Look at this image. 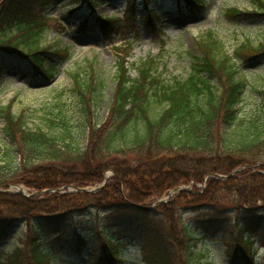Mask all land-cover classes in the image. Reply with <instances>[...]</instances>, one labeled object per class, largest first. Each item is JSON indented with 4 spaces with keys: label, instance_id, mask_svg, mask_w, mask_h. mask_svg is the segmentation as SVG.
Returning <instances> with one entry per match:
<instances>
[{
    "label": "trees",
    "instance_id": "16d2710c",
    "mask_svg": "<svg viewBox=\"0 0 264 264\" xmlns=\"http://www.w3.org/2000/svg\"><path fill=\"white\" fill-rule=\"evenodd\" d=\"M54 1L0 0V93L7 69H28L49 79L70 58L69 47L43 42L49 27L45 11ZM179 1L188 6L203 4V0ZM251 1V10L231 7L226 15L263 18L264 0ZM67 3L71 8L81 4L91 9L96 4L95 0ZM143 17L148 29L157 30L153 10ZM96 21L103 37L117 32L118 18ZM196 45L198 54L191 56L186 76L169 80L157 72V57L129 63L131 45L118 47L111 100L101 122L94 113L102 102L104 79H97L91 64L84 79L79 71L73 73L82 113L80 132L87 140L84 146L60 111L48 112L46 128H31L23 113L12 112L11 102L0 105L4 134L0 186L22 182L34 189L83 187L101 183L108 169L115 173L95 193H55L35 201L0 192V239L14 238L11 228L17 221L22 220L24 228L0 264H52L57 250L48 242L79 248L84 231L77 229L74 219L92 208L115 211L112 221L121 226L117 238L110 233L93 235L95 264H122L121 244L133 239L140 246L143 264H195V237L182 225V206L177 202L194 208L207 205L217 190L234 194V208L240 215L238 233H230L228 241L229 262L253 264V240L264 246V107L237 115L246 80L236 61L263 57L264 42L253 44L246 39L228 53L209 30ZM55 107L59 109L58 104ZM227 125L231 127L228 134ZM14 153L19 161L11 168ZM234 169L238 171L225 180L209 177L201 193L183 190L173 201L152 208L143 205L145 199L161 198L180 185L200 183L207 175H228ZM121 210L132 213L120 218L117 212Z\"/></svg>",
    "mask_w": 264,
    "mask_h": 264
},
{
    "label": "rangeland",
    "instance_id": "374dc122",
    "mask_svg": "<svg viewBox=\"0 0 264 264\" xmlns=\"http://www.w3.org/2000/svg\"><path fill=\"white\" fill-rule=\"evenodd\" d=\"M123 1L97 0L99 3L93 11L104 14L120 13L119 8L122 7ZM203 1L202 7L192 9L185 7L181 13L176 8V0H148V7L156 9L160 17L157 25L159 32L157 37L153 35L151 29L139 25V19L136 21L137 30L141 29L138 35L130 31V28L133 27L130 25V27L117 26L120 32L113 37H102L91 22L87 29H80V21L88 16V9L82 6L73 13L71 11L73 6L68 5V0H55L45 11L49 27L45 32L43 42L55 47H69L71 49L70 58L56 67L52 79L42 78L34 71L29 73L28 69L22 71L16 68L7 69L3 80V84L6 85L0 93V105L11 102L12 112L23 113L26 125L31 128L35 126L46 128L47 118L50 117L48 112L58 113L60 111L69 123L71 130L78 136V141L84 146L87 140L85 135L80 132L82 128L80 98L74 90L72 75L79 71L84 79L88 72L87 67L91 64L97 79H104L102 102L95 108L94 113L96 120L101 122L106 116L107 105L111 100L114 85L112 72L117 61L116 46L122 45L125 40L132 41V46L128 51L131 55L126 57L129 63L144 60L148 56H155L158 58L156 60L158 62L157 72L162 73V76L168 80L173 76H186L190 70L191 56L198 54L196 40L204 37L209 30H212L214 35L220 38L223 51L228 53H233L234 49L246 39H249L253 44L264 42V17L240 16L233 19L226 15V9L231 7L251 10L253 7L251 0ZM141 2L142 0H138V4ZM55 19H58L57 23ZM236 62L239 65L241 77L246 80L238 102L237 115L240 117L264 107V56L255 61L237 60ZM130 68L131 75H135V70L131 66ZM55 104L59 105V109L55 107ZM57 126L61 125L57 124ZM2 127L3 121L0 119V145L4 139ZM230 128L229 125L224 126V130L228 131L227 134L230 133ZM127 158L131 159V157ZM18 161V155L14 153L11 168L15 167L13 165ZM234 170L230 174L234 175L238 171V169ZM102 175L101 183L83 187H96L102 184L106 175L108 182L115 173L108 169ZM209 177L219 180L227 179L222 174H212ZM209 177L205 183L190 182L185 186H180L186 188L183 190L191 189L193 192L201 193L205 190ZM8 184L18 185L23 194L7 184L0 186V192L21 194L35 201L42 200L46 195L67 193L69 192L68 185H73L67 184L57 188V191L51 192L54 188L34 189L22 182ZM139 189L142 191V188ZM179 192H173L168 198L164 195L158 199H145L143 205L152 208V205L156 207L161 202L173 201ZM161 199L164 201H160ZM211 199L213 201L206 203L207 205L195 208L185 207L189 204L177 202L179 206H182L180 208L182 225L195 237L197 255L193 262L195 264H232L227 256V250L230 249L228 241H231L230 233H238L236 222L240 220L237 218L240 215L234 208L236 207L234 194L217 190ZM125 211L117 212L120 218H125L132 213ZM114 215H116L115 211H99L92 208L86 214L75 216L74 222L77 229L84 231L82 236L84 243L78 248L65 245V243L61 245L56 242H48V246H54L53 248L57 250V254L52 260L53 264H95L96 261L91 257L94 253L93 244L91 245L93 235L102 232L114 234L116 238L120 237L118 230L121 226L114 225L115 221H112ZM260 215L262 216L263 213ZM12 226L11 233L14 238L0 239V257L2 258L12 251L13 246L17 244L15 238L24 231L20 222ZM223 230L227 231L225 235ZM134 241V239L127 240L121 244V257L125 264H143L140 246ZM252 253L253 264H264V247L259 245L257 240H253Z\"/></svg>",
    "mask_w": 264,
    "mask_h": 264
},
{
    "label": "water",
    "instance_id": "95a60500",
    "mask_svg": "<svg viewBox=\"0 0 264 264\" xmlns=\"http://www.w3.org/2000/svg\"><path fill=\"white\" fill-rule=\"evenodd\" d=\"M235 172V170L233 171V173ZM107 175L105 176V181L102 183V184H100V185H98V186H96V187H94V188H91V189H88V188H85V187H77V186H74V185H68V188H69V191H88V192H96V191H98L100 188H102L105 184H106V180H107ZM11 188H16V190L18 191V192H22V190H21V188L18 186V185H9ZM183 189H186L185 187H182V186H180V187H176L175 189H173V190H171V192L168 194V196L167 197H170L171 196V194L173 193V192H175V191H180V190H183ZM47 191V190H46ZM163 199H161L160 201H162Z\"/></svg>",
    "mask_w": 264,
    "mask_h": 264
}]
</instances>
